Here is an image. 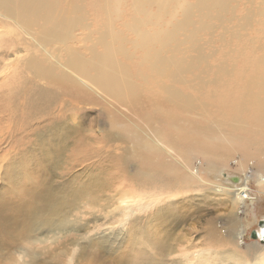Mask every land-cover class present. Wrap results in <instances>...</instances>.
Returning <instances> with one entry per match:
<instances>
[{
  "label": "rangeland",
  "instance_id": "rangeland-1",
  "mask_svg": "<svg viewBox=\"0 0 264 264\" xmlns=\"http://www.w3.org/2000/svg\"><path fill=\"white\" fill-rule=\"evenodd\" d=\"M136 1H56L62 16L80 17L67 42L77 59L104 52L99 37L106 28L109 43L119 38L115 46L124 52L117 58L131 79L130 93L116 96L78 76L57 44L39 51L32 42L37 38L28 39L14 25L11 40L0 37V60L6 52L28 51L92 88L81 85V94L73 97L34 77L23 60L12 76L1 78L0 264H166L163 255L170 249L171 262L182 251L187 257L181 263L194 264L204 250L235 249L234 244L249 257L247 245L254 243L251 232L264 217V199L251 207L254 215L242 209L234 214L214 187L227 185V176L245 186L240 170L252 175L256 162H243V153L233 150L224 161L216 155L217 167L210 170L205 159L187 152L185 128L212 126L221 115L233 125V100L257 89L264 0H228L219 18L194 11L176 44L152 42V55L193 62L185 74L188 84L180 87L193 99L187 108L170 107L157 94L159 83L171 81L151 69L132 24L139 19L143 29L162 38L182 18V7H194L197 0H172L161 15L156 2L139 13ZM156 19L158 25L148 23ZM189 31L195 32L194 42ZM198 54L203 59L196 60ZM215 85L225 90L222 105L206 97ZM155 96L159 111L172 121L154 115ZM248 188L256 191L253 182ZM124 202L128 210L118 212Z\"/></svg>",
  "mask_w": 264,
  "mask_h": 264
},
{
  "label": "bare ground",
  "instance_id": "bare-ground-1",
  "mask_svg": "<svg viewBox=\"0 0 264 264\" xmlns=\"http://www.w3.org/2000/svg\"><path fill=\"white\" fill-rule=\"evenodd\" d=\"M56 1L0 0V37L6 38L7 36L6 40H11L14 25L21 29L22 32L24 31L28 39L32 38L31 34L37 38V40H32V42L39 51L44 50L43 45L57 44L60 49L66 52V62L76 71L74 73L78 76L81 74L94 85L116 96L123 90L130 93L133 88L131 79L127 70L117 58L118 54L124 52L121 46H115L119 38L114 36L112 42L109 43L107 39L110 37V33L108 32L109 29L106 28L99 37V42L102 44L104 52L97 54L90 60L77 59L79 56H76L75 50L67 46V42L80 22V17L62 16ZM171 1L137 0L135 7L141 13L146 3L156 2L161 15L164 5L166 3L169 4ZM227 2L228 0H197V4L194 7L183 6L182 18L169 32H165L162 38L158 35L155 36L156 31H149L147 28L143 29L141 20L136 19L133 22L132 30L137 36L139 46L145 50V60L147 63L150 62L151 69L160 79H169L171 81L170 84L161 82L157 85V94L161 95L165 103L170 107L187 108L192 105L193 99L182 95L180 87L188 84L185 80V74L193 67V62L186 59H175L174 57L165 59L158 55H152V42L161 40L165 43L172 41L176 44L178 33L188 28L189 19L194 11L208 19L209 17L219 18L222 12L225 11ZM158 22V19L154 21L148 20V23H153L154 25H158ZM207 26L208 23H205V28ZM34 27L36 30L33 29ZM13 38L15 39L16 37ZM187 38L194 42L195 32L189 31ZM7 50L9 51V44ZM21 53L25 54L22 55ZM195 59L201 60L203 56L198 54ZM19 60H23L21 64L34 77L45 80L47 84L55 86L61 91H67L73 97L81 94V85L92 89L85 81L74 77L68 70H62L52 65H43L36 56L31 55L28 51L22 52L20 50L6 52L5 57L0 60V80L1 78L12 76L14 65ZM258 70L260 76L258 77L257 89L232 102L233 125H231V121L226 116L221 115L217 123L212 126L201 128L187 126L185 128V130H188L185 136L189 138V143L186 147L187 152L205 159L210 170L217 167L215 164L218 162V157L221 161H224L233 150L243 153L245 156L243 162L249 159L255 160L258 170L252 175L251 172L248 174L243 169L240 170L242 174L239 177L248 180L245 186H242L239 182L240 180L243 181L242 179L239 180L238 178L227 176V185L214 187V191L217 193L216 196L225 198L224 200L229 203L227 206H229L230 209L228 210L231 213H237L242 209L241 211L248 210L250 214H253L251 207L264 199V159L261 162L258 160L259 156L264 157V54L259 60ZM197 83L201 84L202 80H198ZM224 92L225 90L221 85H215L211 94L206 97L216 99L222 105L225 102ZM131 100L137 102V98L134 96L131 97ZM151 101L155 116L162 118L166 122L172 121L170 115L159 111L160 106L156 96ZM201 108L204 109V105ZM207 112L205 111L204 113ZM249 114L250 117L247 116ZM248 121H251L254 125L250 127ZM243 162L242 165L244 164ZM244 166H241V168ZM252 182L256 186V191L248 188V185ZM128 208L129 204L124 202L119 205L117 210L118 212L126 213ZM261 220H264V217ZM256 232L259 238L261 234H264L258 228H256ZM244 236L243 232L238 234L241 240ZM247 246L250 247L248 258L239 251L238 244H234L235 249L233 247H222L220 249L204 250L202 254L199 253V258H196L198 261L194 262V264H264V243L256 238L253 244ZM179 252L183 256L171 262L169 257L173 252L170 249L163 255L164 262L166 264H182L181 262L183 258L187 257V254L182 251Z\"/></svg>",
  "mask_w": 264,
  "mask_h": 264
},
{
  "label": "water",
  "instance_id": "water-1",
  "mask_svg": "<svg viewBox=\"0 0 264 264\" xmlns=\"http://www.w3.org/2000/svg\"><path fill=\"white\" fill-rule=\"evenodd\" d=\"M257 228L260 229L262 231V233H264V220H259L258 221ZM260 236L261 237L259 238L258 235H257L256 230L255 231H252L251 232V235H250V237L252 239L255 240L256 238H258L259 241H261L262 243H264V234H261Z\"/></svg>",
  "mask_w": 264,
  "mask_h": 264
}]
</instances>
